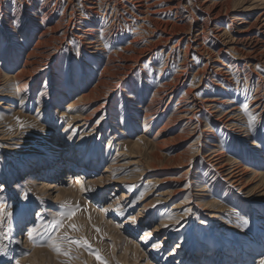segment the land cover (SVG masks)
<instances>
[{"label":"rangeland","instance_id":"374dc122","mask_svg":"<svg viewBox=\"0 0 264 264\" xmlns=\"http://www.w3.org/2000/svg\"><path fill=\"white\" fill-rule=\"evenodd\" d=\"M11 1L0 0V264H17V261L19 264H101L96 258L97 250L107 264H180V254L188 259V251L197 248L205 251L204 246L208 248L205 254L212 257L206 264H264V194L260 187L255 189L258 181L248 171L245 181L250 184L242 191L218 175L213 177L210 170L205 173L202 163L207 158L192 157L196 148L185 151L196 137L197 145L202 149L201 156L211 153V150L234 156L233 144L253 154L259 150L262 141H257L253 147L247 145L248 141L252 143L253 139L264 134V110H251L256 103L249 101L253 100L256 83L262 86L259 92L264 98V68L256 65L245 72L240 69L237 74L233 73L235 69L229 71L227 68L224 78L218 70H215V75L207 72L201 75L203 56L199 55L198 61L193 62L192 54L187 50L188 54L183 59L185 40L177 49L171 48L177 43L178 33L195 19L207 21L209 29L220 27L226 33L230 29L234 32L240 20L232 22L231 19L241 12L240 7L235 8L241 0H171L178 4L177 13L167 9L164 10L166 13L151 12L148 18L157 19L159 28H162L159 31H164L165 24L164 32L175 34L166 50L162 47L164 42L158 41L161 39L159 33L148 37L152 27L150 19L135 20L136 12L130 4H127L128 9L119 7L117 13L110 4L105 10L100 8L99 13L88 15L77 3L75 16L90 23L97 32L93 47L85 43L92 35L84 34L85 38H82L84 29H72L69 25L68 36L64 39L59 36L48 43L51 53L41 67H48L51 70L49 75L46 69H43L41 77H37L38 72L29 74L24 91L17 88L18 79L15 80L14 75L22 68L26 55L35 45L40 28L47 23L54 25L66 0L53 13L48 7H41L42 0H16L24 10L16 15L10 14L7 2ZM148 2L156 3L152 10L163 7L157 3L159 0ZM244 12H252L247 19L252 21L259 9ZM65 14L66 22L69 11ZM79 20L75 27L81 23ZM242 24L246 27L243 29L245 34L254 35L258 31L248 23ZM107 29L109 31L102 35ZM72 33L82 36L76 37ZM107 38L112 41L109 43ZM148 39L149 42L153 40L149 43L153 46L151 53L140 55L126 79H120L118 72H122V68L116 66L117 63L130 59L129 55L139 56L140 48L148 43ZM253 42L247 37L241 45ZM204 45L213 52H217L220 46L211 47L207 42ZM168 48L173 50L171 54H168ZM203 55L204 58L209 56ZM223 55L226 56L224 59L234 62L233 54L225 52ZM249 59L252 58L245 57L242 63ZM255 63L253 61L252 66ZM111 64L117 70L111 69ZM182 64H188L187 81L181 86L177 84L178 90L170 97L169 87L176 84L175 78L180 75ZM66 76L71 77V93L65 92L66 96H60L66 90ZM99 78L105 81L107 99L101 98V92H91ZM188 88L195 94L196 102L204 98L215 99L214 105L217 106L214 116H210L212 111L206 106L198 112L195 119L198 121L194 120L187 126L188 133L194 134L192 138L181 137L182 123L171 117V112L180 105L177 104L179 97ZM82 94L91 96L85 107L87 112L106 101L101 110H93L85 125L79 124L76 116V107L83 103L70 106L71 101L79 100ZM134 97L139 103L131 102ZM141 99L143 103L153 101L154 112L159 116L156 119L154 115L155 120L148 124L142 120ZM103 112V118H100ZM249 114L256 123L254 131L248 127ZM226 118H231L228 120L230 123L223 126L221 121ZM100 119L102 121L98 122ZM93 125L96 128L90 129ZM157 132H160L159 139L164 140L159 150L153 139ZM206 140L216 146L210 148ZM98 151L105 153H101L103 158L97 162L100 157ZM119 152L125 155L116 159ZM156 152L157 157L154 156ZM87 158H92L91 165L86 162ZM138 158L140 162H137ZM65 159L67 161L64 162ZM179 159L186 160V164H180ZM261 165L264 172V158ZM248 166L252 167L249 163ZM100 173L106 175L104 185L89 186L85 177L99 178ZM77 175H83L85 185H78ZM118 178L121 182L115 185L113 180ZM110 183L109 188L104 187ZM187 183V189L175 192ZM51 185L55 186L50 188ZM62 189H72L75 195L61 196L59 191ZM188 191L189 195L192 194L187 196L190 203L172 208L184 199ZM164 193L168 194L162 195ZM122 194L130 200L128 208L117 207ZM145 203L148 205L143 206ZM66 205L78 206V210L60 231H67L70 237L87 239L91 245V249L65 246L69 256L53 251L46 238L37 237L34 244L27 236L33 227L50 224L54 217L67 210ZM187 207H191L189 212ZM133 213L141 215L140 220L125 223ZM244 220H247L246 226ZM148 222L151 223L149 227H158V232L156 236L141 239L144 224ZM70 223L78 225L79 231L68 229L67 224ZM111 233L116 234L120 242L115 241ZM160 241L161 244H157ZM134 242H137L135 261L131 257L133 250L129 251L135 248ZM177 244L183 247H177ZM124 247L127 254L123 252ZM172 248L179 253L166 260Z\"/></svg>","mask_w":264,"mask_h":264},{"label":"bare ground","instance_id":"6f19581e","mask_svg":"<svg viewBox=\"0 0 264 264\" xmlns=\"http://www.w3.org/2000/svg\"><path fill=\"white\" fill-rule=\"evenodd\" d=\"M63 1L64 0H42L40 5H41V7H48V9H50L51 11L53 10L52 11V13H53L55 8L56 9L59 8V6L61 5V3ZM205 1H209V0H205ZM240 2H241V4H240ZM240 2L238 3L239 6H236L235 8L240 7L241 12H239L236 15H233V17L231 19L232 22H234V20H240V24L235 28L234 32H230V30H231L230 29L226 33L225 30L220 28V27H217L218 29L215 28V27H213L214 29L213 28L209 29V25H208L207 21L205 23V22H203V20H201V22H200L198 19H195L194 22H191L189 26L187 25L188 27L185 30H183L181 33H178L179 38L177 39V43H175V46L171 45L172 46L171 48H176L177 49L178 45L183 40H185L186 48L184 50L183 59H184L185 54L187 53V50H188L189 54L190 53L192 54V57H193L192 60H194L193 62H197L198 61L199 55L203 56V57H201L203 59V65H202V69H201L203 72L201 73V75H204L205 72H207L208 74L212 73L213 75H215L216 74L215 70L216 71L218 70L219 71V75H221L224 78V77H226L225 76V72H226L227 68L229 69V71L235 69V72H233V73H236L240 69L242 71H244L246 69H252L256 65H261L264 68V0H241ZM7 3L9 5L10 9H11L10 10L11 11L10 14L16 15L19 12H24V10L21 9L22 5L19 6L17 4L16 0H13V1L7 2ZM77 3H79L80 7L82 8L81 10H83L88 15L89 14H97V13H99L98 10L100 8H103L105 10L107 8V6H109L110 4L113 5V7L115 8V12L117 13V12H119V7L122 8L123 10L124 9H128V5L130 4L133 7V10L136 12L135 20L140 19L142 21L149 20L150 18H148V16H149V14L151 12L155 13V12L164 11L165 9H167L170 12L177 13V9H178V4H174L171 0H159V2H157V3H161L160 5H163V7H160L158 9H156V10H152L151 9V8H153V6L156 3L155 2H148V0H66V4L63 6V11L61 12V14H58L59 15L58 20L54 23V25H50L49 26L48 23H47L46 25H44V26H42L40 28L41 29L40 30L41 33L38 36V39L36 40L35 45L31 48V51H29L28 54L26 55L24 63L22 65V68L14 75L15 80L18 79L17 88L19 90L24 91L26 89L25 85L28 82L26 79H27V77H30L29 74L33 75L34 73L38 72L37 77H41V76H43V73H44L43 69H46L47 70V75H49L51 70H48L49 69L48 67H46V68H42L41 67V65H44L46 63V61L48 60V57H49V55L51 53V49L49 48L48 43L51 40L59 38V36L62 37V39H64L66 36H68L69 25L72 26V29L74 28L76 30H81V31H82V29H84L82 31V34H83L82 38H85V35H92V37L90 36L91 38H87L88 40H86L85 43H86V45L88 47H90V48L93 47L94 43L96 42L95 38L97 36L95 34L97 32L94 31V28H93V26H91L90 23H88L86 21H82V18H80V17L77 18L75 16V11H76L75 8H77L75 6L77 5ZM32 4H35V1H33ZM212 4H214V3H212ZM221 8H223V7H221ZM255 8L259 9V12L256 14L254 20L248 21L247 19L252 15V12H244V11H252ZM39 9H40V7H39ZM219 10H221V9H219ZM37 11H39V10H37ZM67 11H69V15H68L69 18L65 22V20H64L65 19V15H66L65 13ZM180 12H181V10H180ZM7 14H9V12ZM102 16H103V14H102ZM6 17H7V15H6ZM28 19H29V17H28ZM79 19H81V23L78 24L79 25L78 27H75V26H77V22L78 21L80 22ZM208 20H210V19H208ZM173 21H174V19H173ZM162 22H163V20H162ZM169 22H171V21H169ZM149 23L152 25V27H151V30H150L151 31L150 34H148L149 35L148 37L154 36L155 34L159 33L160 35L159 34L158 35H159V37L161 39L158 40V41L164 42L162 44V47H163V50H166L167 49V44L169 43V41L171 39L174 38L175 34L165 33L164 31H165V28L167 27L165 24H164V28H163L164 31H159V29H162V28H159L161 26L158 25L159 22H157V19L152 18V19H150ZM242 23H248V25L250 27L251 26L255 27L258 30V31L255 32L256 33V34H254L255 36L251 35V34H245V30H243L245 25L242 24ZM177 24H179V23H177ZM176 26H178V25H176ZM170 27L171 26H169V28ZM183 27H185V26H183ZM5 28H7V27L5 26ZM5 28H4V30H5ZM142 28H146V27H142ZM60 29H61V32H60L61 34L58 33V31ZM109 30L112 31L113 30V26L110 27ZM109 30L108 29L106 31L103 30L102 35H103L104 32L107 33ZM175 32H173V33H175ZM57 33L60 34V35H57ZM72 35L76 36V37H81L82 36V35H78L77 33H72ZM104 35L106 36V34H104ZM224 36L226 38H224ZM247 37L248 38L250 37V40H254V42L250 43V44L246 43V45H241V41L243 39L244 40L247 39ZM134 38H135V36L132 37V39H134ZM107 39H108L107 41L109 43L112 41L110 38H107ZM57 41H59V40H57ZM149 41L150 40L148 39L147 40L148 43L145 42L146 44L140 48L141 52H138V53H140L139 56H135L136 54L132 55V56L129 55L130 59L128 57H126L128 59L124 58L126 60H123V61L120 60L118 63L116 62L117 63L116 66H120V69L122 68V72H118V75L120 74V79H126V77L129 75V72L132 69V67L134 66V64H136L139 61V57H141L140 55H143L145 53H147V54L151 53V50L153 49L152 48L153 46L151 44H149V43H152L153 40H151V42H149ZM205 42L210 43L211 47L219 46V44H220L219 48L217 49V52H213L210 48L208 49L204 45ZM153 44H155V43H153ZM171 48H168L169 49L168 50V54L169 53L171 54V52H173V50ZM225 52L229 53V54H233V58H234V62L233 63L230 60L224 59L226 57L225 55H223ZM195 53H196V55H195ZM203 54L209 55L208 58H204ZM245 57H251L252 59L246 60L245 63H242V60ZM201 58H200V60H201ZM150 59H151V57H149L148 61H150ZM253 61L257 62V64L255 63L252 66ZM214 63H218V65H212ZM187 65L186 64H182L181 65V69L179 70L180 71L179 72L180 75L178 74L179 76L177 75L176 78H175V82L174 83H176V84H173V85H171L169 87L168 91H169L170 97H173L175 95L176 91L178 90V88H176L177 84L181 86V85H183V83L185 81H187V69H189ZM111 66H112V64H111ZM116 66H112L111 69L115 68ZM27 67H29V68H27ZM109 67H110V65H109ZM198 69L200 70V68H198ZM115 70H117V68H115ZM207 70H209V72ZM249 80H251V79H249ZM65 81H66V84H64V85H65V89L66 90L64 91L63 94L58 93V94H60V96L61 95L66 96L65 92L71 93V89H72L71 77L66 76V80ZM75 81H77V80H75ZM104 82H105L104 80L99 78V80L96 82V85L91 89V92H95V93L101 92V95H100L101 98L107 99V98H109V95L106 94L108 92L106 91L107 88H106V86H104L105 85ZM189 85L190 86L192 85L191 80L189 81ZM83 87L84 86H82L81 88H83ZM261 87L262 86H260L259 83H256V85H255V93L253 95V100L249 101V103H256V105L253 108H251V110H255V109L257 110L259 108H261L262 111L264 110V98L262 97L263 95H261L260 92H259V90L262 89ZM169 95H168V97H169ZM59 98L60 97H58V99ZM90 98H91V96L89 94L88 95L82 94L80 96L79 100L76 99L74 101H71V103H70V106H77V103H83V104H80L79 106L76 107V109H77L76 116H77L78 120H80L79 124L82 123V125H85V123H87L89 121L91 115L93 114V110L99 111V109L101 110L105 106L104 102H106V101H102L101 102V103H103L102 105L94 108L90 112H87L88 108H85V107L87 106V103L89 102ZM195 99H196L195 94L188 88V90L184 91L182 96H180L178 101H177V104H180V105L179 106L177 105L178 107L176 106L174 111L171 112V117H174V119L176 121H178V123H182V129H181L182 132L180 134L181 137H185V138H189L190 137V138H192V136L194 134H192L190 132L188 133V130L186 128H187V126L192 125V122L196 119V116H197L199 111H201L202 109H205V107L207 106L209 108L208 110L212 111V112H209L211 117L214 116L213 114L216 111L215 108L217 106L214 105L215 104V102H214L215 99L214 100H211L209 98H207V99L204 98L203 99V97L202 98H197V99H203V100H201V102H196ZM56 100H57V98H56ZM141 100H142V103H143L144 100L143 99H141ZM131 102L139 103V102H137V99L135 97L131 100ZM152 103H153V101H150V102H147V103L144 102L142 104V106H141L142 107V111H144L142 120H143V122H145L147 124H148V122L155 120L154 115L156 116V119L159 117L158 113L154 112L155 109H154ZM164 105H165V103H164ZM190 105H191V108H189ZM135 111H137V110H135ZM103 115H104V112L100 116V118H103L102 117ZM223 115L226 117L225 113ZM223 115L221 117H223ZM230 119L231 118H226L225 120L221 121L222 125L223 126H228V124L230 123L228 120H230ZM101 121H102V119H100L98 122H101ZM195 121H198V120H195ZM125 122H126V120H125ZM227 122H229V123H227ZM197 125H198V123H196L194 125V130H196ZM95 128H96V125H93L90 129H95ZM159 138H160V132H157L153 136V139H154V142H155V147L158 150L160 149V147H163L162 144L164 145V140L163 139H159ZM212 139L214 140L215 138H212ZM257 141H262V144L260 142L261 147L259 146V150H256V152H254L255 154L250 153L246 149H243V147L240 146V145L233 146V145H235V144H233L232 145V149L234 150L233 151L234 152V156H231V155L225 156V154L222 151H217V150H211L212 151L211 153H208V154L207 153L206 154L203 153V155L201 156L202 149L200 147H198V145H197V137L194 138L187 145V150H185V151L186 152L190 151V149L192 147H193V149L196 148V149L193 150L195 152L192 154V157L200 156V157H206L207 158L206 162L202 163V165H203L202 167H204L206 169V171H204L205 173H208L207 171L210 170V171L213 172V175H212L213 177H215V175H218L223 180H225L226 182L231 183L233 186L234 185H236L237 187L239 186L242 189V191H243V189H246L247 185L250 184V183H248V180L245 181V174H247L248 171H251L249 173H252V177L255 179V181H258V183L255 185V189L260 187L261 191H263L262 194H264V172H262V170H261L262 169L261 160H262V158H264V134L262 136L259 135L256 139H253L252 143H250V141H248V145L247 146L253 147V145ZM206 143L209 144L210 148H212L213 146H216V144L214 142H210V141L206 140ZM260 144H258V145H260ZM251 147H249V148L251 149ZM135 148H136V146H135ZM103 152L104 151H98V154H100V157L96 160L97 162H98L99 159L103 158V155H101V153H103ZM131 153L133 155L132 151H131ZM124 155H125L124 152H119L118 155L115 158L117 159L119 157H123ZM129 156L131 157L130 154H129ZM154 156L157 157L158 156V152H156V154H154ZM76 157H77V159L78 158L80 159V156L77 155ZM91 157H94V156H91ZM178 158H182V155H178ZM65 161H67V159H65L64 162ZM140 161H141V159L138 158L137 162H140ZM178 161H179L180 164H183V163L186 164V160H184L185 162L182 159H179ZM86 162L88 163V165H91L92 158H87ZM130 163H132V162H130ZM248 163L252 167H249ZM125 165H127V164H122V166H125ZM183 173L185 174L186 171H184ZM80 175H77V177H79L78 178V180H79L78 185H85V183H83L85 181L82 180L83 175L82 176H80ZM99 175H100L99 178L94 177L93 179L90 176H87V177H85V180H86L87 183H89V186H94L92 184L104 185L106 175L104 176L101 173ZM113 181L115 182V185H117L118 183L121 182V180L119 178L118 179H114ZM111 185H112L111 183L110 184H106L104 187L109 188ZM54 186L55 185H51L50 188H52ZM188 187H189V185L187 183L185 185V187L178 188L177 190H175V192L176 191H180L181 189L185 190ZM83 188H86V187L83 186ZM79 192L80 193H84V192H81V191H79ZM251 192H252V190H251ZM189 193H190V191L187 192V195L184 197V199L182 201H180L176 205H173L172 208L176 209V208H180V207H184L185 205H188L190 203V201H189L190 199H189V197H187L189 195ZM59 194L61 196H63V195H65V196H67V195L74 196L75 195V193H74V191L72 189H62V190L59 191ZM166 194H168V193H164L162 195H166ZM190 195H192V194H190ZM114 199H116V198H114ZM164 201H165V199H164ZM117 202H118L117 207L127 206V208H128V206H129L128 203H130V200L127 198V196L122 194L121 198L118 199ZM145 205L147 206L148 203H145L143 206H145ZM132 208H133V205L129 207L130 210ZM190 208L191 207H187L186 211L189 212L191 210ZM140 217H141V215H139L137 213H133L132 216L130 218H128V221L125 220V223H128L129 221L140 220ZM150 225H151L150 222L144 224L145 228H144V233L141 236V239H145L146 237H150V236H156V233L158 232V227H152L151 228V227H149ZM118 227H120V226H118ZM168 233H171V231H169ZM171 235L172 234H169V236H171ZM111 236H112V238L115 241H117V240L119 241V239H120L114 233H111ZM169 240H170V238H169ZM157 244H161V241L158 242ZM136 245H137V242H134V247ZM177 247H181L182 248L183 246H180L179 244H177ZM204 247H205V251H201L198 248H197V250L191 249L190 251H188V253H189V258L188 259L184 258L183 255L180 254L179 255L180 259H178V262L180 264H184L181 261H184L185 264H195V263L196 264H206L207 259L208 258L210 259L212 257H211L210 254L209 255L205 254L206 250L208 248L206 246H204ZM130 250H133V253L131 254V257L135 261L136 260L137 248L135 247L134 249H129V251ZM126 251H127V248H125L123 252L127 254ZM169 251H170V253L167 255L169 258L166 256V258H165L166 260H168V259L171 260V256L173 254H178L179 253L173 248L170 249ZM198 252H199V254H198ZM218 253H219V251H218ZM216 255L217 254H215V256ZM257 260H261V258H258Z\"/></svg>","mask_w":264,"mask_h":264},{"label":"snow or ice","instance_id":"6c2138e0","mask_svg":"<svg viewBox=\"0 0 264 264\" xmlns=\"http://www.w3.org/2000/svg\"><path fill=\"white\" fill-rule=\"evenodd\" d=\"M248 127L251 130H255L256 123L255 120L249 114V124ZM67 210L65 212L59 213L56 217L48 225L41 224L37 227H33L30 231H28L27 236L30 241L34 244L36 243L37 237H42L47 239L48 247H50L53 251H55L59 255L69 256L70 252L66 249L65 246L71 247L75 245L77 248L85 247L87 249H91V245L89 244L87 239H77L74 237H70L67 231L61 232V229L66 227V221L72 220L73 216L76 214L78 210V206L73 207L71 205H66ZM244 225H247V220L243 221ZM67 228L72 231H79V226L70 223L67 224ZM99 231V229H97ZM154 247H158V245H154ZM96 258L101 261V264H107V261L103 260V258L99 255V251H96ZM19 264V261H17Z\"/></svg>","mask_w":264,"mask_h":264}]
</instances>
